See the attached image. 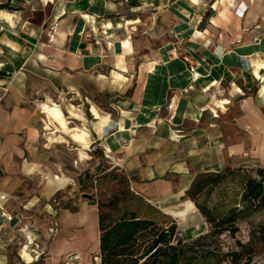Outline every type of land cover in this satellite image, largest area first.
<instances>
[{"label": "crops", "instance_id": "0c3cea01", "mask_svg": "<svg viewBox=\"0 0 264 264\" xmlns=\"http://www.w3.org/2000/svg\"><path fill=\"white\" fill-rule=\"evenodd\" d=\"M3 1L8 4L0 8V229L42 208L39 202L70 182L79 184L89 159L79 152L89 157L87 145L125 164L156 145L185 146L191 157L206 152L211 161L213 151L264 161V67L254 73L264 60V0ZM24 42L51 72L105 71L118 83L124 97L113 110L100 114L91 106L98 113L90 110L92 140L85 128L68 126L55 102L40 104L43 138L41 111L25 104L16 80L4 76L21 68ZM52 104L65 128L44 111ZM62 133L77 147L65 146ZM73 133H82L83 140ZM54 135L64 142L50 141ZM182 171L186 176L188 169ZM168 187L157 194L168 193ZM74 238L80 242L82 235ZM38 247L27 251L38 253Z\"/></svg>", "mask_w": 264, "mask_h": 264}, {"label": "rangeland", "instance_id": "374dc122", "mask_svg": "<svg viewBox=\"0 0 264 264\" xmlns=\"http://www.w3.org/2000/svg\"><path fill=\"white\" fill-rule=\"evenodd\" d=\"M7 4L0 0V6ZM24 43L21 68L16 74L4 76L16 80L25 104L30 103L41 111L39 124L43 138H46L42 129L46 118L40 104L55 102L68 126L85 128L92 140L94 120L90 108L95 107L100 114L113 110L124 97L119 93L118 83L105 71H101L102 75L51 72L41 57L30 53L27 48L30 44ZM62 134L67 140L65 146L77 147L68 133ZM156 142L153 141L154 145ZM94 146L87 145L89 159L83 167L87 173L79 184L70 182L63 191L38 203L43 204L42 208L48 204V208L35 207L29 214L19 215L18 222L12 221L0 229V264H32L22 256L21 250L24 245L34 248L35 243L39 245L38 253L42 250L33 261L36 264H99L96 204L113 197L118 201L119 213L134 211L161 226L175 222L181 264H231L233 258L234 264H264V187L254 193L247 188L248 178H259L256 171L264 169V161L241 154L227 158L221 151H213L211 161L206 152L191 157L194 153L185 146L156 145L139 156L132 155V163L125 164ZM182 167L188 169L186 176ZM197 180L205 184L200 192L189 196L187 190ZM164 185H169L167 190L173 193L158 195ZM185 200L193 203L194 211L184 218L169 212L168 209H182ZM200 208L215 219L214 224L207 221ZM83 218L89 221L93 232L89 245L73 242L76 233L81 232ZM62 245L66 250L55 253L54 249ZM73 255L78 258L72 259Z\"/></svg>", "mask_w": 264, "mask_h": 264}, {"label": "trees", "instance_id": "16d2710c", "mask_svg": "<svg viewBox=\"0 0 264 264\" xmlns=\"http://www.w3.org/2000/svg\"><path fill=\"white\" fill-rule=\"evenodd\" d=\"M256 173L258 179L247 180L251 193L264 187V169L259 168ZM203 183L202 180L193 181L187 194L193 196L200 192ZM117 202L113 197L96 204L99 264H181L180 244L175 242V222L161 226L154 219L140 217L134 211L119 213ZM200 210L209 223H215L213 217L202 208ZM235 262L234 258L231 259V264Z\"/></svg>", "mask_w": 264, "mask_h": 264}, {"label": "bare ground", "instance_id": "6f19581e", "mask_svg": "<svg viewBox=\"0 0 264 264\" xmlns=\"http://www.w3.org/2000/svg\"><path fill=\"white\" fill-rule=\"evenodd\" d=\"M261 61H262V60H261ZM255 66H256V67H255L254 73H255L256 76H258V72H257V70H258V68L261 67V66L264 67V60H263L261 63H256ZM221 103H226V101H222ZM90 110H91V112H92L95 116L98 117V113L96 112V110H95L93 107H91ZM44 111H45L49 116H51V117L54 119V121L58 122L63 128L66 127V121H65V119L63 118V115H62L61 111L57 108L56 105L52 104V105L44 106ZM72 136H73L75 139H79V140H83V137H84V135H83L82 133H81V134H79V133H73ZM49 140H50V141L55 140V141L64 142V139H63L61 136H58V135L50 136V137H49ZM79 156H80L81 159H83V158H88V155H87L85 152H83V151H80V152H79ZM182 206H183V208L180 209V210H175V209H168V210H169V212H170L172 215H174L175 217H179V218H184L185 215H186L188 212H192V211L195 210V206L193 205V203H192L190 200H185V201L182 203ZM86 218H87V216H86ZM87 222H89V221H87ZM88 224H90V223H87V224L81 229V230H82L81 232L76 233V236H77L78 234H81V235H82V239H81L80 243H82L83 245H84V244H85V245H89V244L92 242V240H93V232H92V229H91V227H90L91 224H90V225H88ZM95 235H96V234H95ZM95 235H94V236H95ZM28 238L30 239L29 236H28ZM30 242H31V241H30ZM94 243H96V241H95ZM79 246H81V245H79ZM64 247H65V246H64ZM91 247H92V246H91ZM91 247H90V248H91ZM27 248H28V247H27L26 245H24L23 248H22V250H21V254H22V256H23L24 258L31 260V255L28 253ZM64 250H66V248H65ZM64 250H61V251H64ZM54 252H55V253H58V249H54ZM57 255H58V254H57ZM54 257H55V256H54Z\"/></svg>", "mask_w": 264, "mask_h": 264}, {"label": "built area", "instance_id": "2783aa9c", "mask_svg": "<svg viewBox=\"0 0 264 264\" xmlns=\"http://www.w3.org/2000/svg\"><path fill=\"white\" fill-rule=\"evenodd\" d=\"M34 249H32L31 251H30V255H31V259L32 260H30V261H32V263H33V261H35L36 259H38V257H39V253H37L36 251H33ZM19 256L22 258V256L19 254ZM78 258V256L77 255H73L72 256V259H77Z\"/></svg>", "mask_w": 264, "mask_h": 264}]
</instances>
